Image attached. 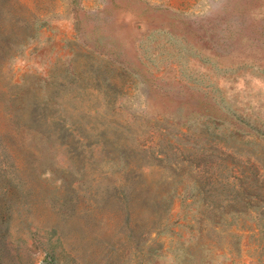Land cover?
<instances>
[{"label":"rangeland","instance_id":"1","mask_svg":"<svg viewBox=\"0 0 264 264\" xmlns=\"http://www.w3.org/2000/svg\"><path fill=\"white\" fill-rule=\"evenodd\" d=\"M0 264H264V0H0Z\"/></svg>","mask_w":264,"mask_h":264}]
</instances>
